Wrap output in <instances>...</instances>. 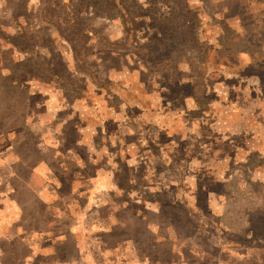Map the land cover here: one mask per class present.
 <instances>
[{
  "label": "rangeland",
  "instance_id": "1",
  "mask_svg": "<svg viewBox=\"0 0 264 264\" xmlns=\"http://www.w3.org/2000/svg\"><path fill=\"white\" fill-rule=\"evenodd\" d=\"M57 150L101 264L106 197L133 264H264V0H0V193Z\"/></svg>",
  "mask_w": 264,
  "mask_h": 264
},
{
  "label": "crops",
  "instance_id": "2",
  "mask_svg": "<svg viewBox=\"0 0 264 264\" xmlns=\"http://www.w3.org/2000/svg\"><path fill=\"white\" fill-rule=\"evenodd\" d=\"M49 156H40L37 160L32 156L31 160L22 161L21 166L28 168V180L25 177L20 179L18 183L23 184V187L19 189L9 180L12 192L0 193L10 198V202L0 206L2 214H16V226L12 223L9 228L11 230L0 236L7 238L4 244L8 245L4 251L1 250L0 264H101L99 258L95 259L86 249L88 237L94 239L96 236L92 238L83 230L82 221L85 220L88 224V217L85 216V213H89L88 199L87 202L83 200L89 196V190L84 189V183L88 181L78 184L72 179L69 169L62 166L63 163L65 166L66 163L70 164L74 158L60 156L59 150L53 151ZM80 159L83 163V157ZM85 160L88 161L87 158ZM48 161L50 167H46ZM54 162L58 164H53ZM44 169L50 172H44L46 174L43 175L41 170ZM63 187L66 190L62 191ZM115 192H112L113 196ZM20 195L24 204L19 200ZM109 200L111 198L106 197L108 202L105 201V204L96 208V215L92 216L95 222L93 224L97 226L94 234L97 235L99 233L96 231L102 230V236H97L99 240L96 244L102 246L103 256H106L107 261L111 260L110 264H133L140 255L135 258L130 253L137 249L136 238L141 231L135 221V208L128 206L127 210L126 207L121 208L119 204L115 206L112 203V209L108 210L111 203ZM117 212L122 220L117 217ZM144 228L146 229L145 226ZM159 244L157 253H169L167 250L170 249V243L161 241Z\"/></svg>",
  "mask_w": 264,
  "mask_h": 264
},
{
  "label": "trees",
  "instance_id": "3",
  "mask_svg": "<svg viewBox=\"0 0 264 264\" xmlns=\"http://www.w3.org/2000/svg\"><path fill=\"white\" fill-rule=\"evenodd\" d=\"M33 110V109H32ZM26 111V112H25ZM25 112V114H23ZM22 117H21V119L23 120V126H25V120H27L28 119V113H27V110L26 109H23V111H22ZM73 179V178H72ZM76 181V180H75ZM19 189V188H18ZM20 192H22V190L20 191Z\"/></svg>",
  "mask_w": 264,
  "mask_h": 264
}]
</instances>
